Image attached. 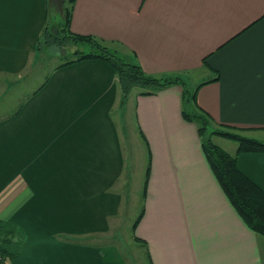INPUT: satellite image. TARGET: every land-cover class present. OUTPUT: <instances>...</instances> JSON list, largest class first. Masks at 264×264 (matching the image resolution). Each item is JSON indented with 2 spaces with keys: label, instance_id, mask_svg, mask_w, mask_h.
Wrapping results in <instances>:
<instances>
[{
  "label": "crops",
  "instance_id": "0c3cea01",
  "mask_svg": "<svg viewBox=\"0 0 264 264\" xmlns=\"http://www.w3.org/2000/svg\"><path fill=\"white\" fill-rule=\"evenodd\" d=\"M53 6L0 0V229L16 254L0 264H129L107 242L122 229L132 182L119 135L126 111L131 139L138 133L128 146L145 167L133 240L146 264H264V238L225 197L181 99L194 93L211 132L264 143V0H74V34L150 76L198 77L192 91L185 78L152 95L135 87L125 103L103 61L32 70ZM211 139L264 191V153Z\"/></svg>",
  "mask_w": 264,
  "mask_h": 264
},
{
  "label": "trees",
  "instance_id": "16d2710c",
  "mask_svg": "<svg viewBox=\"0 0 264 264\" xmlns=\"http://www.w3.org/2000/svg\"><path fill=\"white\" fill-rule=\"evenodd\" d=\"M68 3L70 4V8L66 7L65 21L62 26L58 25L56 27V33H52L47 26L48 24L45 22L43 33L37 41V51H40L39 48L41 44L45 47L56 49H62L68 44L79 48L88 46L91 49L88 53H85L77 48L72 53L73 59L59 65L58 68L85 60H100L107 63L115 70L122 93L123 103L126 101L131 90L135 87L142 90L141 95H152L167 87L178 84L182 85L180 83L181 80L177 77L157 78L150 76L146 74L139 65L126 62L123 58L110 53L107 48L100 45L101 42L97 39L91 36L74 34L70 30V19L74 0H68ZM194 97V93L189 94L187 91L182 92L181 99L183 108L191 110L190 114L183 113V117L187 121L196 123L199 126L198 132L203 137L211 119L199 110ZM212 136L237 143V154L264 153V143L242 137L234 131H213L209 134V138L202 142L205 157L225 197L244 224L252 232L264 238V191L237 168L236 156L226 153L212 143ZM141 215L142 214L138 216L133 227H136L141 219ZM11 242L12 240L9 234H5L0 229V263L16 255L14 253L15 246H8Z\"/></svg>",
  "mask_w": 264,
  "mask_h": 264
},
{
  "label": "rangeland",
  "instance_id": "374dc122",
  "mask_svg": "<svg viewBox=\"0 0 264 264\" xmlns=\"http://www.w3.org/2000/svg\"><path fill=\"white\" fill-rule=\"evenodd\" d=\"M54 2V5L52 7V11L49 13V17L47 19V26L50 28V31L52 33H56L55 29L58 25L62 26L65 17H66V7L70 8V4L68 3V0H52ZM58 2V3H57ZM52 28V29H51ZM101 46H104L107 48V50L116 55L120 56L119 53H117L114 49V47L110 44H102L100 43ZM79 47H75L73 45L68 44L62 49H56V48H49L43 46V44L40 45V57L41 58L40 64L36 66V68H33L32 70H36L39 65H44V68L46 70H52L53 68H56L57 66L66 63L68 60L73 59L72 53ZM80 50H82L85 53H88V51L91 49L88 46L87 47H80ZM78 49V50H79ZM39 51V52H40ZM122 58V57H121ZM39 77V76H37ZM179 78L184 81V78L186 79L187 82V90L192 91L195 89L197 82L196 74H187L185 76H170V78ZM31 80L29 79L28 82ZM193 83V84H192ZM16 97V96H8L9 99ZM125 103V102H124ZM15 104V103H13ZM118 116V112L114 114V117ZM124 121L126 123V128L128 130V134L126 133L125 130H119V135H120V144H121V152L122 155L125 159L126 167H128L129 173H131V184L129 183V180L127 181V184L129 183V187H123L122 189V194L124 195L126 193V197H123V202H125V208H123L125 215L123 216V226L121 230H116L115 234L112 235L113 238L108 236V241L109 243H113L115 245H118L120 250L124 253L127 261L129 264H146L144 256L145 251L144 248L141 247L142 243L140 242H135L133 240L134 236V231L136 227H133V222L136 219V214L138 212V209L140 208V201H142V197L140 194L141 186H142V181L144 179V174L143 170H145V167L143 166L142 162L139 160V154L142 153L143 157V152H140L139 150L133 151L132 147L128 146L129 144L133 145L134 143L132 142L133 139L136 138V135H138L137 132L134 133L133 139H131V133H133V124L132 121H134V115L133 112H127L125 113ZM116 123H118V119L115 120ZM211 124L208 125L207 130L203 134V140H206L209 138V134L211 133ZM214 137V136H212ZM211 137V138H212ZM217 137V136H215ZM212 141V139H211ZM213 143V142H212ZM214 144V143H213ZM137 151V152H136ZM133 156L135 158L133 159ZM133 160V162H132ZM129 176V175H128ZM126 181V180H125ZM134 220V221H133ZM138 224V223H137ZM137 226V225H136ZM116 229V228H115ZM66 240V239H64ZM71 241V239H69ZM103 243V242H102Z\"/></svg>",
  "mask_w": 264,
  "mask_h": 264
}]
</instances>
